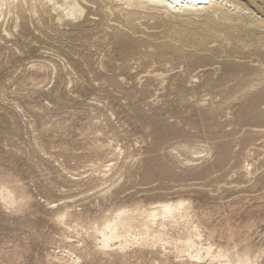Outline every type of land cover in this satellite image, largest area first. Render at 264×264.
I'll return each mask as SVG.
<instances>
[{
  "label": "rangeland",
  "instance_id": "rangeland-1",
  "mask_svg": "<svg viewBox=\"0 0 264 264\" xmlns=\"http://www.w3.org/2000/svg\"><path fill=\"white\" fill-rule=\"evenodd\" d=\"M228 1L243 11L218 13L215 19L220 24L236 25L241 19L264 24V4L254 0ZM143 16L139 22L141 29L133 35L138 40L160 31L154 29L156 19ZM100 21V17L86 13L82 19L60 28L67 37L88 35L95 47L87 48L65 37L60 38L62 44L49 40L35 32L28 22L24 31L22 27L13 29L10 20L4 26L0 19V190L4 186L22 192L21 197L17 195L20 208V204L10 207L0 198V264H74L63 253L73 248L81 259L79 264H191L157 249L134 247L126 253H103L87 234L67 231L56 222L57 212L66 206L70 211L89 215L98 209V201L102 202L101 189L90 177L89 167L92 165L89 161L97 160L90 154L96 136L102 140L96 144L105 146L103 161L119 159V165L129 167L113 189L122 186L128 189L120 198L139 191L147 199L174 195L175 190L146 192L160 183L141 182L145 171H162L164 164L174 165V176L184 179L188 186L184 197L194 202L198 214H205L202 225L205 235L215 231L214 243L224 248L236 246L242 252L248 249L252 253L259 249L264 252V139L253 136L256 142L249 146L251 157L248 156L243 144L238 147L233 144L243 137L233 135L236 126H229L233 116L213 119L209 111L219 105L226 86L234 87V83L226 82L249 59L235 55L229 59L225 53L207 52L199 53L195 60L153 64L137 52L126 61L127 52H132L124 46L129 39L116 37L112 29L98 33ZM5 28L10 30V36L3 32ZM218 46L216 43L211 47ZM70 47L83 54L88 63L81 61L76 70L63 69L68 56L79 60L70 54ZM227 50L233 54L232 46ZM141 51L144 54L147 50ZM60 52L65 56L57 57ZM204 55L208 61L199 60ZM102 61L116 64L118 69L107 72L100 66ZM41 62L56 64L58 69L51 73L35 67V63ZM98 74L107 82L91 81ZM158 74L163 75L166 83L163 86ZM147 84L151 85L146 87ZM127 93L135 94L136 98H126ZM241 111L242 103H235L233 113ZM247 119L236 118L241 124ZM217 124L222 129L210 133L209 128ZM95 127L102 129L103 136L96 133ZM112 138L113 145L118 144L124 150L122 157L108 144ZM186 144L190 149L205 144L217 145L218 149L212 155L197 157L200 162L193 157L194 163L180 164L171 149ZM183 153L186 156L181 160L192 158ZM249 164L252 166L248 167ZM243 167L251 171L252 177L246 176Z\"/></svg>",
  "mask_w": 264,
  "mask_h": 264
},
{
  "label": "bare ground",
  "instance_id": "bare-ground-1",
  "mask_svg": "<svg viewBox=\"0 0 264 264\" xmlns=\"http://www.w3.org/2000/svg\"><path fill=\"white\" fill-rule=\"evenodd\" d=\"M254 1L264 4V0ZM238 10L243 11L228 0H0V19H3V25L7 20H10L13 29L22 27L25 31L27 29L26 23L28 22L34 26L35 32H39L47 39L60 44L63 41L60 38L65 37L70 42H81L84 47H95L88 35L80 33L78 36L67 37L60 28L73 23V21L82 19L86 13L89 16H98L101 20L100 26L97 28L98 33L112 29L113 35L116 37L124 36L129 39L124 46L130 47L132 52L130 54L127 52L126 61L133 58L137 52L138 55H144L145 58L151 59L153 64L157 62L168 63L170 60H195L199 53L207 52H212L213 54L225 53L229 59L234 55L237 56L236 58L249 59L248 63L240 67L241 70L239 72L232 74L229 80L225 81L227 85L234 83V87L231 86V88L225 85L226 92L221 101L219 100V105L217 104L218 106L211 110L209 109V111L213 119L233 116L229 120V126H236L234 127L233 135H243L242 138L235 139L233 144H237V147L239 144H243L244 150H247L246 153L250 156L251 149L249 148L254 141L256 142V140L253 141V136L257 135V138L264 139V110H262L264 106V24H260L258 20L251 19L249 22H245L244 19H241L236 25H226L220 24L215 19L218 13L225 14L226 12H238ZM143 15L156 19L158 23L154 29H160V31L150 35L149 38L138 40L133 38V35L141 29L139 28V22L144 17ZM227 20L232 21L230 19ZM247 25L256 30L249 29ZM3 32L10 36L8 28L3 29ZM216 43H219V46L212 48L211 46ZM228 46L233 47V54L227 50ZM142 48L147 50L144 54H142ZM69 50L70 54L78 56L79 60H74L71 56H68V61L67 63L64 62L66 64L63 69L76 70L80 68L81 61H83V64L88 63L87 58L83 57V54L71 47ZM61 55L65 56L64 53L60 52L57 57H61ZM199 60L208 61L209 58L204 55L200 56ZM116 61H119V59H116ZM34 65L40 70L50 71L51 73L58 69L56 64L51 65V63L41 62ZM100 66L107 72L118 69L116 64H109L103 61ZM240 73H242L241 77L240 75L238 76ZM156 76L161 79L160 85L165 83L162 74ZM141 80L139 78V81ZM91 81L94 83L107 82L101 74L93 76ZM150 85L147 84L145 86L149 87ZM126 98L135 99L136 96L135 94L127 93ZM235 103H242V111L237 114L233 113ZM237 117H240L241 120L248 119L241 124L236 120ZM219 127L222 129V126L218 124L215 127H210L209 132L214 133ZM246 127H249L250 130L244 131ZM95 129L96 133L104 134L101 128L95 127ZM252 129H257L258 131H252ZM247 135L248 138L246 137ZM95 139L96 143L102 141L100 136H96ZM108 140V144L113 146L118 153V157H120L124 150L118 144L113 145V138ZM96 143L90 151V154L95 156L94 159H97L89 161L90 164L92 163L89 166L90 177L101 189L102 202L98 201V209L89 215L70 211L69 206H66L63 211L57 212L56 222L65 227L64 229L67 231L73 229L87 234L96 245V248L103 253L107 251L126 253L128 249L137 247L140 249H157L165 255L172 253L179 256L178 259H186L191 264H264V252L260 249L252 253L249 249L243 252L242 250L238 251L236 246L234 248H224L220 244L216 245L214 243L215 231H209L207 235L204 234L202 225L206 220L205 214L203 216L198 214L197 209L193 206L194 202L192 203L190 199L184 197L183 193H185L184 191L188 186L185 185L187 183H185L184 179H177L174 176V165L169 166L167 164L166 166L164 164L165 170L162 171L153 172L147 170L143 173L144 180H141L142 185L160 183L158 187L146 192L175 190L174 195H159L158 197L147 199L146 197H141L139 194L142 191H139L135 194H129L123 199L120 198L128 189H125V186L116 191L113 189L123 179V172L127 167L119 165V159L103 161L102 159L106 155L105 146ZM262 143H264V140ZM187 145L171 147V151L174 153H172L173 157L180 164H192L199 159L197 157H206L213 153V150L218 149L217 145L210 147L205 144V146H195L192 149ZM180 150H183L187 155H191L192 158H183L181 160L186 155ZM205 157L204 159H206ZM160 166L163 165L160 164ZM249 166L252 165L249 164ZM243 169L246 171V176H251L249 169L247 170L246 167H243ZM136 174L138 175L137 172ZM18 193L21 197L22 192L19 189L10 190L9 187L4 188L3 186L0 190V198L6 205L14 207L12 205L20 204ZM49 205L57 207L55 203H49ZM18 207L20 208L22 205L20 204ZM65 237L67 240L70 239L68 234ZM75 250L76 248L68 251L64 250L63 253L74 264H79L81 259L76 255Z\"/></svg>",
  "mask_w": 264,
  "mask_h": 264
}]
</instances>
